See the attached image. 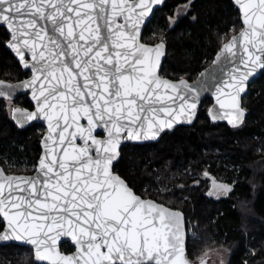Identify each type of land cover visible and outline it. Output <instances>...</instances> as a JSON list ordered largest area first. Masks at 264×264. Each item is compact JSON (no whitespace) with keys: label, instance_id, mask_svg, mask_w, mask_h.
I'll use <instances>...</instances> for the list:
<instances>
[{"label":"snow or ice","instance_id":"snow-or-ice-1","mask_svg":"<svg viewBox=\"0 0 264 264\" xmlns=\"http://www.w3.org/2000/svg\"><path fill=\"white\" fill-rule=\"evenodd\" d=\"M162 3L0 0L10 47L34 73L22 86L33 89L37 110H25L24 117L43 116L47 139L54 135L62 149V155L53 149L50 159L40 160L35 177L7 176L0 169V214L7 221L0 241H29L36 260L51 264H189L180 214L142 199L114 173L113 162L123 138H155L182 114L191 120L198 89L214 87L224 116L240 122V94L249 77L264 69V0H241L246 27L217 56L229 64L228 80L211 85L177 84L158 75L164 43L147 46L140 31ZM12 87L0 80V98L11 99ZM177 100L178 109L164 104ZM61 235L76 242L75 254L58 250Z\"/></svg>","mask_w":264,"mask_h":264},{"label":"trees","instance_id":"trees-1","mask_svg":"<svg viewBox=\"0 0 264 264\" xmlns=\"http://www.w3.org/2000/svg\"><path fill=\"white\" fill-rule=\"evenodd\" d=\"M187 3L178 22L170 23L169 17ZM241 28V13L233 0H166L142 39L167 44L162 75L194 79ZM9 39L0 25V79L16 81L30 73L7 47ZM212 102L206 97L192 125H180L157 142L125 143L114 169L138 194L185 213L190 261L226 246L231 252L227 264H264V72L243 99L248 115L241 126L212 121L208 115ZM17 103L32 107L27 95H20ZM44 132L38 123L19 128L6 100L0 99V165L7 172L35 170ZM212 181L227 186L225 196L208 194ZM3 228L0 217V231ZM61 249L71 252L75 247L65 242ZM0 264L40 263L29 247L0 244Z\"/></svg>","mask_w":264,"mask_h":264},{"label":"water","instance_id":"water-1","mask_svg":"<svg viewBox=\"0 0 264 264\" xmlns=\"http://www.w3.org/2000/svg\"><path fill=\"white\" fill-rule=\"evenodd\" d=\"M166 0H163V3L162 4H159V5H155L153 7V11L152 13L149 14V16L146 18L145 22L143 25H141V31H140V42L147 45V46H150V47H155L157 44L163 42L164 43V48H163V55H161L160 57V63H159V68H158V75L162 78V79H166V80H169L173 83H179V81L181 79L187 81L190 85H198L200 83L201 80H207L209 85L217 82V81H227L228 80V72H229V64L227 61H224L223 63H221V60H223V56H221V60H217V56L220 55L221 51H222V48H223V45L225 43H228L229 40L231 39L232 36L234 35H238L239 32L246 27L245 23H244V14H243V9L241 7V0H233L235 5L239 8L240 10V13H241V21H242V28L237 31L236 33H234L228 40H226L222 46L219 48V50L216 52L212 62L206 66L204 69H202L198 74L197 76L194 78V79H187L185 77H181V78H170L168 76H164L161 74V69H162V66H163V63L166 59V56H167V44L165 43V41H159V42H156V43H147L145 41H143V33H144V30L147 26V24L151 21L155 11L162 7L164 5ZM85 2H87V0H85ZM128 3H132L133 0H127ZM108 8H109V13H110V4L108 5ZM99 24H101L103 26L104 24V19L103 17H100L97 21ZM117 22L118 23H124V20H123V17H117ZM1 26H4L6 28L5 25L3 24H0ZM94 27V25H93ZM7 29V28H6ZM106 29H104L103 27L101 28V31H105ZM7 31L9 32V30L7 29ZM10 39L7 41V47L11 50V52L14 54V56L17 58V60L19 61L20 65L22 66L23 70L25 72H29L30 75L23 78V79H20V80H16V81H10V80H5V79H0L2 81H4L7 85H10V86H13L12 87V98L11 99H8V98H0V99H4V100H16L20 95H27L29 97V99L31 100L32 104H33V108H28V107H15L12 112H11V118L12 120L14 121V123L19 127V128H26L30 125H33L35 123H38V124H41L43 127H45V132L41 138V141H40V145H41V153H40V156L38 158V162L36 164V167H35V170L32 172V173H8L4 168L3 166L0 165V169L3 170V173L4 175H7V176H14V177H19V178H29V177H35L37 175V171H38V165H39V162L41 159H50V153L51 151L54 149L56 153L62 155V149L54 143V141L56 140V137L53 135V138L51 140L47 139V137L49 136V133H50V129L48 127V122L47 120H45L43 118V116H40L38 117L37 119L35 120H31V121H27L24 117V112L25 110L28 111V112H32V111H36L37 110V107H36V100L34 99L32 93H33V89H30V88H27V87H23L22 86V83L25 82V81H28L32 78V76L34 75V73L25 68L24 67V62L20 60L18 54L15 52L14 49H12L10 47V43H9ZM239 46V45H238ZM25 59L28 60L30 62V53H27L25 54ZM234 67V65H233ZM264 72V69H257L256 72L253 73L252 76L249 77V80L247 82V87L245 88V91L243 93L240 94V105H241V109H242V115H241V119H240V122L239 123H236V124H233L231 123L227 117L224 116V111L225 110H221L219 109V104L217 102V95L218 93L216 92L215 88L214 87H210L208 89H198L200 91V96H199V99L197 101V108H196V111H195V116L191 119V120H187L185 119L184 115L182 114L181 115V118L180 120L176 121L173 125V127L171 129H165L163 130L160 135L158 137H155V138H147V139H141V140H132V139H129V138H123L121 140V145H120V148H119V157L117 158L118 160L120 159L121 157V148L122 146L125 144V143H129V142H132V143H136V144H144V143H153V142H157L164 133L166 132H172L174 131L178 126L180 125H192L197 117H198V113H199V108L202 104V101L206 98V97H210L213 99V102L212 104L210 105L209 109H208V115L210 117V119L214 122H217V121H221V122H225L227 124H229L230 126L232 127H239L241 126L247 115H248V111L247 109L244 107L243 105V99L245 96H247V94L249 93L250 91V85L251 83L258 77L260 76L262 73ZM203 74V75H202ZM225 91H227V89H225ZM169 95H172L171 92L168 93ZM164 104L165 105H169L171 104V106L173 107H176L178 109V105H179V101L177 100L175 104H172V102L170 101H164ZM16 109H20L21 111L20 112H17L15 111ZM218 116L217 119H213L212 117L213 116ZM82 123H84V121H82ZM102 133V134H101ZM96 135L98 137H101L103 138L106 134L101 131V130H97L96 132ZM83 141L78 139L76 141V144L77 145H82ZM95 155V154H94ZM117 161H114L113 162V171L116 175H119L122 179H124L126 182L127 180L122 177L118 172L115 171L114 169V165L116 164ZM128 183V182H127ZM129 185V183H128ZM129 187H131L129 185ZM132 188V187H131ZM133 189V188H132ZM220 189H227V186L223 183H217L216 181H212V184H211V187L210 189L208 190V194L212 195V196H217V193ZM134 190V189H133ZM135 191V190H134ZM136 192V191H135ZM137 195H140L136 192ZM142 197V199H145V200H150V201H153L155 204L157 205H160L166 209H168L170 212H173V213H178L180 214V220H179V227L183 233V241H184V248H185V256L186 258L188 259L187 257V245H188V237H189V231L187 229V221H186V216H185V213L180 210V209H177V208H173L163 202H160L158 201L157 199L155 198H152V197H143L142 195H140ZM0 217L2 218L3 222H4V228L0 231V232H3L4 229L6 228V224H7V221L5 220V218L3 217L2 214H0ZM65 242H70L74 247L75 249L71 252H64L62 249H61V246L63 243ZM0 244L2 245H9V244H18V245H21V246H25V247H29L31 249H33V252H34V246L31 245V243L29 241H17L15 239H12V240H9V241H0ZM57 248L58 250L63 253V254H66V255H72V254H75L77 251H78V245L76 244V242L74 240H72L71 237L69 236H65V235H61L59 237V239L57 240ZM34 259L37 263H40V264H51L50 261H37L35 256H34ZM189 261V264H211L209 263L207 260H203V261H200V262H195V261Z\"/></svg>","mask_w":264,"mask_h":264},{"label":"rangeland","instance_id":"rangeland-1","mask_svg":"<svg viewBox=\"0 0 264 264\" xmlns=\"http://www.w3.org/2000/svg\"><path fill=\"white\" fill-rule=\"evenodd\" d=\"M185 5H187V8L184 7ZM188 8H189L188 3L179 6L176 9L175 15L172 17V19L177 20L180 15L184 14L188 10ZM172 24H174V23H172ZM161 41H163V40H161ZM6 104H7L8 111L11 112L13 102L11 100H6ZM11 173H15V172H11ZM223 180H225V179H223ZM224 194H225V192H221L219 194V197L225 196ZM230 254H231V252H230V249L228 247L220 246V247H216V248H213L211 250H208L201 257L195 259L194 261L200 262L203 260H207L211 264H227L229 261V258H230Z\"/></svg>","mask_w":264,"mask_h":264},{"label":"flooded vegetation","instance_id":"flooded-vegetation-1","mask_svg":"<svg viewBox=\"0 0 264 264\" xmlns=\"http://www.w3.org/2000/svg\"><path fill=\"white\" fill-rule=\"evenodd\" d=\"M30 75V74H29ZM18 99V98H17ZM17 99L16 100H13L12 102H13V105H12V108H11V112H12V110L15 108V107H22L21 105H19L18 103H17ZM28 108H30V107H28ZM33 108V104H32V107H31V109ZM11 112H10V114H11ZM10 173V172H9ZM221 192H224V190L223 189H220L219 191H218V193H217V196H219V194L221 193Z\"/></svg>","mask_w":264,"mask_h":264}]
</instances>
